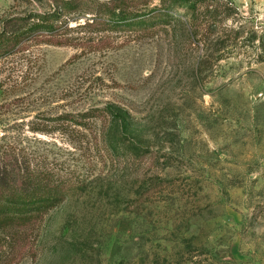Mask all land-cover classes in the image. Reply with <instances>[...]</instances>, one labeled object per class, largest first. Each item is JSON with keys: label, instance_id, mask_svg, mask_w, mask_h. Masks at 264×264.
I'll use <instances>...</instances> for the list:
<instances>
[{"label": "rangeland", "instance_id": "1", "mask_svg": "<svg viewBox=\"0 0 264 264\" xmlns=\"http://www.w3.org/2000/svg\"><path fill=\"white\" fill-rule=\"evenodd\" d=\"M198 1L153 0L139 12L172 16L147 30L81 15L70 44L0 63V134L71 184L35 226L0 231V264H264V60L246 47L264 0L192 24ZM47 2L0 0V20Z\"/></svg>", "mask_w": 264, "mask_h": 264}, {"label": "trees", "instance_id": "2", "mask_svg": "<svg viewBox=\"0 0 264 264\" xmlns=\"http://www.w3.org/2000/svg\"><path fill=\"white\" fill-rule=\"evenodd\" d=\"M152 1L49 0L47 7L41 10L3 18L0 20V63L10 56L28 51L35 44H70L73 38L69 32L74 28L71 22L78 21L81 15L89 14L77 26L93 30H147L154 24L169 21L172 15L167 11L149 15L139 12ZM199 1L191 9L192 24L202 23L201 18L208 15L211 5H219L218 0ZM207 22L210 25L209 20ZM246 47L257 52L259 61L264 60V27L249 28ZM113 107V104L95 107L80 116L84 119H106L114 115ZM74 121L79 125L86 124ZM117 143L110 140L112 147H117ZM70 188L71 184L63 176L52 167L43 165L33 150L20 145L18 138L11 141L5 134H0V231L35 226L47 212L67 198Z\"/></svg>", "mask_w": 264, "mask_h": 264}]
</instances>
